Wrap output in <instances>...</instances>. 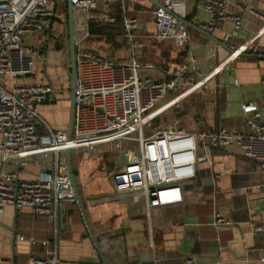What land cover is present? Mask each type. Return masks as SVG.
<instances>
[{"label": "crops", "instance_id": "crops-1", "mask_svg": "<svg viewBox=\"0 0 264 264\" xmlns=\"http://www.w3.org/2000/svg\"><path fill=\"white\" fill-rule=\"evenodd\" d=\"M189 1L193 9L186 18L190 34L186 48L158 39L153 23L147 24L142 19V28L136 32V42L140 44L137 57L144 65L153 66L144 71L151 78L161 79L167 71L180 69L187 76L206 79L204 89L181 98H165L166 106L159 113L165 117L171 114L172 120L179 121L188 132L216 127L242 132L245 128L240 106L253 103L259 110L264 108V89L260 83L264 76V0H253L252 4L261 18L253 17L247 10L242 13L246 31L260 30L252 49L231 57L225 39L228 37L238 48L244 44L245 35L233 33L228 21L210 33L205 32L201 24L207 20L206 12L198 0ZM225 1L245 3V0ZM127 3L138 5L126 1L124 6ZM59 7L60 14L56 12L47 34H35L25 42L36 53L32 73L13 80L1 73L0 82L6 87L32 82L50 84L55 90L54 99L38 105L37 111L53 130H67L70 105L64 86V69L69 59L67 6ZM125 49L119 56L126 54ZM217 66L219 71L212 75ZM165 109L169 110L164 112ZM154 122V126L161 127L157 120ZM104 153V146H100L72 153L71 161L85 216L107 264L119 261L183 264L187 257L194 264H264V175L256 163L242 156L237 146L207 149L204 160L196 166L193 183L184 189L182 203L154 208L149 219L106 200L113 193L107 172L118 169L114 161L106 160ZM62 159L66 162L65 152ZM49 162V157H34L22 167L10 160L0 164V174L14 171L19 180H39L51 173ZM214 212L232 225L216 224ZM249 222L260 225L262 232L252 233ZM52 250L56 251L59 264H101L75 203L60 206L56 222L33 216L25 208L6 206L0 213V264H33L30 256L42 257Z\"/></svg>", "mask_w": 264, "mask_h": 264}, {"label": "built area", "instance_id": "built-area-1", "mask_svg": "<svg viewBox=\"0 0 264 264\" xmlns=\"http://www.w3.org/2000/svg\"><path fill=\"white\" fill-rule=\"evenodd\" d=\"M68 0H0V74L9 79L31 74L36 62L35 49L25 43L35 34L47 30L56 15L57 5ZM76 26L75 119L71 141L67 130H53L40 116L37 106L54 99L55 90L47 83L13 84L0 82V164L12 161L26 166L34 157L50 158L51 173L34 181L19 180L17 172L0 174V213L6 206L25 208L33 216L48 217L55 222L58 208L73 203V194L66 162L62 153L88 152L112 144L126 158L125 165L108 171L113 193L106 200L130 208L149 219L158 207L182 203L186 186L195 179V169L210 148L235 145L246 159L256 163L264 175V108L253 103L240 106L244 131L216 127L210 131L188 132L174 121L159 130L154 120L159 117L157 104L165 98H181L205 88L206 79L187 76L184 70L173 69L161 79L151 78L144 71L152 69L137 57L140 44L136 32L142 28L138 17H124L122 34L126 41L124 56L101 58L87 52L82 43L88 37V23L99 0H69ZM126 1L151 8V18L158 39L170 40L177 48H186L190 34L186 23L189 0H104L97 16L99 21L114 22L110 5ZM253 0L230 4L225 0H198L207 20L201 28L210 33L225 21L235 34H243V11L261 16L253 8ZM233 9L234 11H231ZM260 31V30H259ZM259 31L248 32L244 44L235 48L229 38L225 47L230 57L252 49ZM247 39V40H246ZM217 66L212 75L219 71ZM211 75V76H212ZM260 83L264 89V76ZM181 96V97H180ZM40 128L43 130L40 132ZM216 224L229 226L216 212ZM252 233L262 227L249 222ZM33 264H59L56 251L44 257L30 256ZM183 264H194L190 257Z\"/></svg>", "mask_w": 264, "mask_h": 264}, {"label": "trees", "instance_id": "trees-1", "mask_svg": "<svg viewBox=\"0 0 264 264\" xmlns=\"http://www.w3.org/2000/svg\"><path fill=\"white\" fill-rule=\"evenodd\" d=\"M127 4L126 6H124L125 7L124 12L122 11V5L120 2H115L110 5L109 13L114 16L113 23H110L107 21H99L97 17L95 18L93 17L92 19L89 20L88 33H89V37L91 40L89 41L90 42L89 47H85V44L88 43L87 42L88 40L87 39L84 40V42L81 45L84 50L90 53L98 54L101 58L119 56L121 54L119 52H122L123 48L126 47V41L122 34V20L124 17L135 16V17H138L139 20L142 19L147 24L153 23L152 18H151V8L142 7V6L135 5V4H128V8H129V11H128ZM99 12H100L99 10H95L93 14L99 13ZM136 38H137V34H136ZM94 42L97 43V45L99 46L98 47L99 49H103L102 46L107 45L108 48L105 50L111 52V55H103L98 50L91 49L93 47ZM59 48L60 46L57 45L56 49H59ZM155 124L156 123L154 122V125ZM74 176L76 178L75 171H74ZM68 215L69 213L67 214V216Z\"/></svg>", "mask_w": 264, "mask_h": 264}, {"label": "water", "instance_id": "water-1", "mask_svg": "<svg viewBox=\"0 0 264 264\" xmlns=\"http://www.w3.org/2000/svg\"><path fill=\"white\" fill-rule=\"evenodd\" d=\"M67 30H68V49H69V69H70V75H71V93H70V99H69V120H68V127H67V134H68V140L71 141L72 139V133H73V127H74V119H75V81H76V34H75V24H74V16H73V9L70 4V1H67ZM187 25L188 22L186 21ZM41 33L47 34V30H43ZM245 37L249 36L248 31L243 32ZM66 154V165L68 169V177L70 181V186L73 194L74 203L77 205L84 225L87 229V232L89 234V237L91 238L94 247L99 255L101 264H107L106 259L104 258V255L102 251L100 250L98 241L96 236L93 234L90 225L87 221V218L84 213L83 204H82V197L79 194L77 182L74 176V171L72 168V152L69 148L65 150ZM63 214L61 213V217ZM61 221V220H60ZM117 264H140L139 262H130V263H120V261Z\"/></svg>", "mask_w": 264, "mask_h": 264}, {"label": "rangeland", "instance_id": "rangeland-1", "mask_svg": "<svg viewBox=\"0 0 264 264\" xmlns=\"http://www.w3.org/2000/svg\"><path fill=\"white\" fill-rule=\"evenodd\" d=\"M117 2H120L121 3V1H117ZM104 4H105L104 0H99L98 1L97 8L95 10H99L100 12L99 13H94V14L92 13L93 14L92 16L94 18L97 17V16H99L101 14V11H102L103 7L105 6ZM192 9H193L192 2L189 1L188 4H187V14L190 13L192 11ZM56 12H57V14H60V7H59V5L56 6ZM65 18H66V16H65ZM74 21H75L74 24H76V26L79 25L78 24L79 22H77L76 20H74ZM66 22H67V20H66ZM86 39L88 40V41L86 40L88 43L85 44V47H89V45H90V42L89 41L91 40L90 37H89V33H88V37ZM98 47L99 46L97 45V43L94 42L93 43V47L91 49L98 50L103 55H111V52L105 50V49L108 48L107 45L102 46L103 49H99ZM122 52H123V50H122ZM122 52H119V53H122ZM69 66H70V63H69V59H68L66 61L65 69H64V74H65L64 86H65V91L68 94V96H70V93H71V75H70ZM29 75L30 74L25 75V77L26 76H29ZM22 78H24V77H22ZM165 100H162V101H160L157 104V107H156L157 110H160V109H162V108H164L166 106V104H163L165 102ZM167 110H169V109H165L164 112H166ZM172 118H173V116L171 114H169V113L166 114V117L164 115H160V117L156 118L157 123L158 124L160 123L159 125H161V127L159 128V130L166 129L170 125H172L174 123V120H172ZM103 146L105 148L104 155L106 157V160H108L109 162L110 161H114V163L116 164V168L118 170H120L122 168V166L125 165V163H126L125 156L118 149H116L115 146L112 145V144L103 145Z\"/></svg>", "mask_w": 264, "mask_h": 264}]
</instances>
